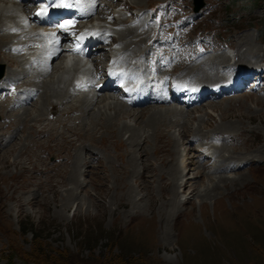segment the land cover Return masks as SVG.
<instances>
[{"label":"rangeland","instance_id":"rangeland-1","mask_svg":"<svg viewBox=\"0 0 264 264\" xmlns=\"http://www.w3.org/2000/svg\"><path fill=\"white\" fill-rule=\"evenodd\" d=\"M198 3H202L200 8H197ZM124 5L125 8L118 5L108 10L115 18L126 11V21L121 23L122 26L146 18V24L154 27L150 37L158 31L167 32L158 43L160 47L163 45L162 48L158 47L151 56V68L156 72L159 51L161 63H167L160 72H171L168 76L188 73L186 69L178 67L179 57L189 66L190 61L200 62L205 57L228 52L232 64L237 59V49L243 45L240 39L246 34L252 39L251 52L248 51L247 59L244 58L242 63L235 62L234 65L245 70L242 73L244 76L248 74V69L264 63V0H142L141 4H130L127 0ZM34 9L35 6H31L27 11L33 13ZM96 11L85 20L86 23L108 20L111 22L108 23L110 27L114 25L113 16L108 19L103 15L102 5ZM179 33L180 36L177 35ZM106 39V45L110 41V44H114L112 39ZM167 39L172 40L171 45H168ZM102 49V46H97V53L94 52L90 60L88 57L83 58L85 62L82 59L85 67L93 65V57L100 55ZM6 50L9 51L8 48ZM25 52L23 49L20 53ZM127 55L125 53L123 57ZM170 56L175 60H171ZM221 71L224 74L221 72L219 78L216 75L217 78L208 77L197 82L212 88L225 77L222 75L227 70L223 68ZM255 80H250L243 88L235 87L231 92L213 94L212 99L195 104V107L199 106L197 108L191 105V110L195 108L197 112L188 119L191 132L185 127L182 138L179 131L171 127L168 131L163 129L160 135L149 136L148 141L143 137L147 150L144 161L148 165L144 167V161L140 158L135 165L137 175H133V164H130L129 153L133 148L127 141L130 134L117 137L97 131L94 136L91 123L96 120L92 121L89 116L85 121L87 128H81L82 135L87 139L84 143L89 149H84L79 187L75 195L77 199L66 212H62L56 202L72 187L65 175L67 169L62 166L71 164L67 153H72V143L80 144L77 135L56 123L54 117L57 112L51 109L43 117L46 122L55 123L58 134L55 133V140L43 138L41 143L36 142L31 133L33 129L41 128V124L34 121L35 125L32 126L33 123L26 122L27 117L21 106L29 103L27 107L36 110V114L40 106L33 105L35 102L32 100V104L29 100L23 105H14L12 99L20 89L18 83L15 84L18 87L9 94H6L7 88L4 92H1V88L0 102L8 104V108L17 115L24 114L19 117H23L21 120H25L28 127L23 126L19 131L16 138L19 139V145L11 146L14 141L2 145L5 151L10 149L11 152L7 163L0 160V264H264V77L256 76ZM248 95L261 100L262 104L251 98H247L249 101L246 102ZM212 103L220 104L222 110H213ZM180 105L179 108L187 106ZM133 106L131 108L136 109L134 112L138 114L140 109L137 108L146 105ZM203 107L206 108L203 110L206 114L200 110ZM208 110L213 111L216 118L207 117ZM221 112L226 115L220 117ZM201 117L204 119L200 120ZM130 120L132 118L126 116L123 122L133 125ZM2 121L8 119L0 110ZM160 125L165 126V123ZM196 127L199 129L197 131L207 135L206 141L191 134ZM3 131L6 129H0L1 133ZM174 141H180L181 150H178L181 156H176ZM18 152L25 158L22 167L13 165ZM93 154L95 157H91ZM175 159L178 163L179 160L183 161L184 167L182 164L179 166L178 174L181 172L183 179L188 182L180 188L177 196L181 200L191 197V200L179 205L181 215L173 219L175 225L169 229V238L166 239L161 233L164 219L158 216V211L150 221L141 217L130 219L127 217L130 206L117 207L114 199L116 193L122 194L128 188H133L134 195L138 199L142 198L147 206L150 192L153 195L161 194L156 197L155 209L158 210L161 203L171 199L173 186L169 180L172 177L167 170V161L175 162ZM224 159H229L228 171L214 173V164ZM229 175L234 178L224 179L230 183L227 189L205 198V207L201 208V199L191 191L197 187L203 189L210 178L216 177L213 181H220L221 176ZM12 195L15 199L11 198ZM123 198L128 199L126 194ZM93 202H105L107 209L103 210ZM151 216L150 213L146 217L150 219Z\"/></svg>","mask_w":264,"mask_h":264},{"label":"bare ground","instance_id":"bare-ground-1","mask_svg":"<svg viewBox=\"0 0 264 264\" xmlns=\"http://www.w3.org/2000/svg\"><path fill=\"white\" fill-rule=\"evenodd\" d=\"M9 1L10 0L0 2V62L4 63V65L0 63V75L1 73L5 74L3 78L0 77V79L2 78L0 80V89L3 88L1 89V92H4V89L7 88L8 91L6 94H9L11 90H15L18 87L15 85L16 83H18L20 89L16 91V96H14V98L12 99V102L14 103V105H17V106L23 105L27 101L32 100L35 102L33 105L38 104L40 106L39 108L40 110L38 114H36V110L30 109L27 107L29 106V103L27 106H21V108H24L22 112L25 111V114L27 117V118L25 117L26 122L30 121L31 124L33 123L32 126L35 125L34 121L37 122L38 124H41V128H38V130L33 129L31 133V135L33 136L32 138L36 139V142L41 143L43 138L55 140L54 135L58 130L55 126V123L46 122L45 121L46 118L43 117V115L48 114L47 111L49 112L51 109H55V111L57 112L56 117H54V121L58 123L60 126H62V128L64 130H67L69 133L76 134L78 141H80V144L72 143L71 145L72 153L71 152L67 153V157L71 159V164L70 165L63 164L62 166L64 169H67L66 170L67 173L65 175L68 176V180L67 179L66 180L68 182L70 181L69 182L71 184L70 186H72L68 190L67 194L63 196L62 199L56 202V206H58L62 212H66V210L70 207L72 202L77 199L75 195L78 192L77 188L79 187L78 186L79 173H80L81 164L84 160V149L85 150L89 149L87 147V144L84 143L87 139H85V137L82 135L81 128H84V129L87 128V127L85 128V121L87 120V118H89V116H91L92 121L96 120L95 122L91 123L94 136L96 135L97 131L109 133V135L111 134L116 135L117 137L124 136L125 133L130 134L128 135L129 136L128 139L127 138L126 139L128 141L129 146L133 147L130 149L131 152L129 153L130 164L131 165L133 164L132 165L133 175L138 174L137 166L135 169L136 163L138 162L140 158L144 161L145 154L147 153V150L145 149V145H144L145 141L142 140L143 137H145V139L148 141L149 136L151 137L153 134L160 135L163 132V129L164 131L165 130L168 131V129L171 127V128L176 129V131H179L180 138H182V135L184 133V128L185 127L187 129L191 128L188 123V119L192 117L191 115L192 113L197 112L195 108L199 106L195 107L194 106L195 104H193L192 106H194L195 108L192 110H191L192 106H186V107L184 106L185 108H179L181 106L180 104H179L180 106L178 105L179 107L170 106V105L161 106V105H158L160 103L154 102L155 99L152 96L153 94L152 93L153 91L152 80H156L157 78L164 77L167 70L164 74L160 72L159 77L152 76L150 60H151L152 54L155 51H157L158 47H160L158 43L161 41V39H163V35L166 34L167 32L158 31L157 33L153 34L150 37V33L154 31L153 29L154 27L152 25L148 26L146 24V21H147L146 18H143V19L141 18L140 22L137 21V23H129L127 25L122 26L121 23L126 21L124 17V13H126V11L119 13L118 17L116 18H115V15L114 16L111 15L113 13L111 12L109 13L108 10L111 7L113 8V7L120 5L125 8L124 2L127 0H122V2L121 0H111V1H106V2L103 0H98V5H102V7L104 8L103 15H106L108 19L110 16L114 17L113 18L115 20L114 25L110 27L108 23H111V22H108V20L107 21L102 20L100 23L98 22L86 23L84 30H86L87 28H89L90 30L92 29L95 33H97L104 39L106 38L112 39L114 43L118 44V46L113 47L112 44L101 45L103 49L102 51L100 50L101 51L100 55L93 57L94 63L93 65L89 67L88 66L85 67V65L83 64L84 59L79 58V57H75L74 62L70 64L69 63L70 61L66 54L67 53L66 50L62 49L61 51L56 53L53 47L46 50L44 49L43 46H40L39 44L43 41V33L40 30V26L37 24V19L32 16L33 13H29L30 11L29 12L27 11V7H28L27 3L25 4L17 0H12L11 3ZM128 1L130 4H141L142 2V0H128ZM13 30H16V31L14 32ZM177 35L180 36V33ZM174 36L175 34L173 35V37ZM249 36H250L249 34H246L243 36V39H240V42L243 43V45L239 49H237V59L238 60L236 59L232 64H230L231 62L230 60L232 59L231 54L228 52H222L221 54H218L212 57L211 56L205 57L206 61L205 60L200 61V62L190 61L191 63L189 62L190 64L189 66L185 64L182 58L179 57L178 64L180 66L178 65V67H181L182 69H186L188 72L187 74L184 73L181 75L189 76L192 79L194 78L195 80H203V79L207 80L206 78L208 77L213 78L216 75L220 76L221 72H223L221 71L223 68L229 67L230 65H234L235 62L236 64L237 62L240 64V62L243 61L244 58L247 59V55H248L247 53L248 51H250V48L252 46L250 43L252 39L250 40ZM171 41L172 40L169 41V39H167V42L169 43L168 45H171ZM119 44H122V46L120 47ZM162 46L163 45H161L160 48H162ZM243 47H246V49L242 50ZM7 48L9 49V51L6 50ZM23 49H25L26 52L22 54L20 52ZM163 49L165 50V48ZM16 50L17 52H14ZM105 50L106 52H104ZM94 51L95 50H93V52ZM107 51L108 52L111 51V53H107ZM125 53L128 54L127 57L125 56L123 57ZM203 53H206V52H203ZM162 54H165V51ZM112 55H117L119 58H121L122 61L127 64L128 69L140 75L141 78H145V76L148 79L150 78V80H147V84L143 86V90H145L144 92H146L147 94V101H146V104H144L146 106L142 108H137V109H140V112L138 114L134 112V110L136 109H132L129 102L123 101L121 99L122 97L120 98L115 93L111 94L112 92L111 88L108 90H104L106 88L104 89L100 87L98 88L101 80H102V83H104L106 79V78L102 79L104 76L99 77V75L100 74L103 75V72L109 70V61ZM157 56H158L157 58L159 61V63L157 62L158 72L163 71L162 69L165 68V65L161 63V59H160L161 52L160 51L158 52ZM88 58L90 60V57ZM171 58H172L171 60H175V58L173 57ZM171 64L173 65L174 63H171ZM5 65H6V73H5ZM256 67H258V69H256ZM256 67L253 69L247 68L248 74H246L247 76H244L242 78L243 87L246 86V84L250 80H254V82H256L255 80L256 76L257 77L259 76L260 78L264 77V63H262L261 65L259 63V66H256ZM178 69L179 68H177V70ZM183 72L184 71H182L181 73ZM259 72H260V75L258 74ZM222 76H226V74ZM167 81H168V77L166 78V82ZM89 82H91L90 86L85 89H82L81 87L82 83H85V85H88ZM110 86H111V83L108 84V87ZM256 86L257 85L255 84L254 88H256ZM212 94H215L213 90L209 92L208 97ZM208 97L206 98V100H208ZM247 98L249 99L251 98V100L254 99L253 101H255L256 103L262 104V101L257 100L254 96L252 97L251 95H248L245 98L246 102L249 101V99L247 100ZM32 101L30 104H32ZM39 102L41 103V105L39 104ZM163 102H167V101H163ZM170 103H174V102H169V104ZM217 103L216 104L212 103L211 108L216 111L222 110L220 107V104L218 105ZM198 104H201V103H197L196 105ZM207 107H209V105ZM9 109L10 108H8V104L4 102L3 103L0 102V110L3 111V113L5 114V117L8 119V121L0 122V129L2 128L6 129V131H3V133L0 132V138H1L0 140V160H3L4 162L6 161V163L8 161L7 159L11 151L10 149H7L5 151L3 149L4 146H2L3 143L9 145L14 141V144H12L11 146H14L15 144L19 145V142H18L19 139L17 140L16 138L21 128H23V126L24 127L27 126L25 120L24 121L21 120L23 117H19L21 115L23 116L24 114L19 113L17 115L15 114V111H11V109L10 110ZM205 109L204 107L200 109L202 114H206L203 111ZM236 111L239 112L240 110L236 109ZM207 112H208L207 117L216 118L213 111L208 110ZM225 115H226L225 112L224 113L221 112L220 117L225 116ZM126 116L132 118V121L131 120L130 121L133 122V125L124 124L123 119L126 118ZM97 119H98V122H97ZM202 119H204V117L200 118V120ZM162 123L163 124L165 123V126L160 125ZM197 130L199 129H197L196 127L193 130L194 132L191 134L194 135L195 137H198L206 141V139H208L207 135L202 134L200 131H197ZM26 131H29V130H26ZM189 132H191L190 129H189ZM222 133H225V132H222ZM85 134L87 135V132H85ZM59 135L62 136L61 133H59ZM4 138H7L6 142H4ZM176 139L177 138H175V140ZM179 142L180 141H177V142L174 141L175 145L173 144L175 146L176 156L180 155V152H181L180 151L181 147H180ZM178 148L180 150H178ZM172 149L174 148L172 147ZM91 157H95L94 154ZM24 160L25 158H23L22 155L19 154L18 152L17 154H15V160H14L13 165L15 166L20 165L22 167ZM228 160L226 161V159H224L223 162L217 161L216 164H214L213 172L217 173L219 171H223V172L228 171ZM167 163L169 164L167 170H169V175H171L172 177L169 179L171 180L170 182L172 183L171 185L173 186V188L171 187L172 188V193L170 195L171 199H169V201L167 202L161 203L158 210L155 209L156 201H157L156 197L161 196V194L153 195L150 192L148 194V203H147L148 205L147 206L144 205L142 198L138 199L137 195H134L135 190L133 188H128L127 192H124L122 194L116 193L115 199H114V202H115L114 204L117 207H121L125 205L130 206L127 212V215H128L127 217H130V219L141 217L145 221H148V220L150 221L152 218H154L153 214H156V212L158 211V216L164 219L161 225L162 227L161 233L163 234V238H166V239L169 238V233H170L169 229L173 225H175L173 219L178 218L181 215L179 205L181 203H187L191 200V197L186 200H181L177 196V193L180 192V188L185 186L188 183L186 180L183 179V174L181 172L180 174H178V170L180 171L179 166L182 164V167H184L183 161L181 162V160H179V163H178L177 159H175V162L167 161ZM143 164H144V167H147L148 165L147 162L145 161ZM242 164L244 165L243 162ZM18 176H20V174ZM221 177L222 178L219 179L220 181H213V178H216V177L210 178L208 185L203 187V189H199L197 187L191 191L193 195H197L201 199V203H202L201 208L205 207L204 206L205 198H211L215 196L217 192L222 193L224 189H227V187L230 184L227 180L230 178H234V177H231V175L225 176V177L221 176ZM226 178L227 180H224ZM10 179H13V178L11 177ZM133 179L134 177L131 180ZM119 180H118V183H120ZM140 187L142 188L141 185ZM125 194L127 195V198H128L127 200L123 198ZM11 198L15 199L13 195L11 196ZM137 200H139V202ZM93 204H95L99 208H102L103 210L107 209V205L105 202H102V203L93 202ZM112 213H114V210L112 211ZM150 213L152 214V216L149 219L146 216L150 215Z\"/></svg>","mask_w":264,"mask_h":264},{"label":"water","instance_id":"water-1","mask_svg":"<svg viewBox=\"0 0 264 264\" xmlns=\"http://www.w3.org/2000/svg\"><path fill=\"white\" fill-rule=\"evenodd\" d=\"M202 6V3L197 4V8H200ZM2 74V73H1Z\"/></svg>","mask_w":264,"mask_h":264},{"label":"snow or ice","instance_id":"snow-or-ice-1","mask_svg":"<svg viewBox=\"0 0 264 264\" xmlns=\"http://www.w3.org/2000/svg\"><path fill=\"white\" fill-rule=\"evenodd\" d=\"M64 7H68V5H63ZM42 14H46V12L45 13H42ZM61 27H63V25H61Z\"/></svg>","mask_w":264,"mask_h":264}]
</instances>
